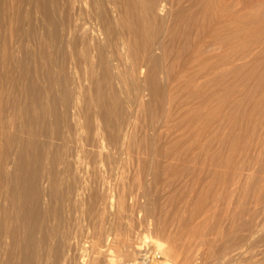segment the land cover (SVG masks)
Returning <instances> with one entry per match:
<instances>
[{
    "label": "rangeland",
    "instance_id": "rangeland-1",
    "mask_svg": "<svg viewBox=\"0 0 264 264\" xmlns=\"http://www.w3.org/2000/svg\"><path fill=\"white\" fill-rule=\"evenodd\" d=\"M8 1L11 25L5 36L20 48L5 91L10 89L6 91L9 96L24 102L23 86L36 74L44 88V104L50 107L49 85L43 75L48 67H42L38 58L25 61L32 44L29 29L46 21L45 1ZM215 1L168 0V15L161 14L168 16V22L147 26L149 37L161 35L166 61L157 68H145L142 76L138 73L141 38L129 46L131 51L118 68L112 46H106L104 58L97 51L87 53L81 43L69 46L65 73L79 106L80 122L70 120L74 126L71 151L77 152L78 163H53L47 153L41 154L36 165L29 154L31 170L58 179V186L51 190L39 178L38 201L44 215L39 218L38 246L29 264H105L102 253L91 248L104 239L107 229H114L126 242L111 249L116 258L141 261L143 256L134 247L146 240L148 245L154 242L161 250L171 251L170 256L150 252L146 264H264V0ZM70 5L59 13L74 15L76 9ZM202 8L203 13L196 15ZM215 15L224 22L217 43L195 52L204 32L195 27L198 16L206 27ZM177 16L184 21L175 26ZM61 60L60 56L55 59L56 72ZM0 63L2 72L5 68ZM55 78L54 87L63 98L60 76ZM141 85L144 94L139 92ZM64 108L60 103L63 113ZM66 122L63 128L68 132ZM16 148L8 156L11 166L0 175V207L6 211L12 209L9 191ZM35 200L31 196L27 208L34 207ZM46 230L49 237L44 239ZM1 239L5 243L0 248V264H8L10 239ZM128 247L129 257L120 256ZM25 253H17L15 264L23 262Z\"/></svg>",
    "mask_w": 264,
    "mask_h": 264
},
{
    "label": "bare ground",
    "instance_id": "bare-ground-1",
    "mask_svg": "<svg viewBox=\"0 0 264 264\" xmlns=\"http://www.w3.org/2000/svg\"><path fill=\"white\" fill-rule=\"evenodd\" d=\"M44 1H45L44 13H45V18H46L45 19L46 23L43 22L39 25H33L29 29L28 34H29L30 42L32 44H31V49H28L25 52V61H28V63H29L32 59L38 58V60L42 64V67H44V66L48 67V72L44 73L43 75H45V79L49 85L47 93H49V95L51 97L50 107L49 106L47 107L44 104V91H43L44 88H42L38 84V78L39 77L36 74H31V77L29 78L26 86L25 87L23 86V89L25 91V95L23 98L24 102H22L21 99L18 100V98L14 97L12 95L9 96L6 93V91H8V90L10 91V89L5 91V84L8 83V81L11 79L12 71L14 69L12 62L14 61V59L17 55L16 51H19L18 49L20 47L18 49H16L15 48L16 44H13V43L11 44V42H8L7 37L5 36L6 35L5 32L8 28L9 22H10V16H9L10 3L8 0H0V60L3 61V66L5 68V70L2 72L0 70V146L2 147L0 150V175L5 172L6 166H11V165H9L8 156L18 146L16 148L17 158H16V161L14 164V170L12 171L11 176H10V179L12 181V185H11V190L9 191V195H10L9 199H10L11 204H12V209L10 211H6V210L1 209V207H0V248L5 243V241L3 242V239H1V237L6 236L7 238H9L10 239V241H9L10 242L9 243V255H10V257L8 260V264H15L14 257L17 255V253L20 250H22L24 253L26 252L24 254L25 256L23 258V262L20 264H29L33 258L32 250L36 249L38 246V240L35 236V232H36V229L38 227L40 228L39 218H40L41 214L44 215V210L41 209V206L39 205V201H38L40 199V195H41L39 178H40V182L43 183V185L47 184V186L51 187V190L53 187L58 186L57 185L58 179L56 176H54V177H51V176L49 177V175L40 176L37 169L31 170V167H30L31 164L29 161V154L33 155L36 165L41 158V154L46 155L47 153L51 154L53 163H57V162L59 163L60 160L61 161L65 160L68 163V165H75L78 163V160H77L78 156L76 155L77 152H75V154H74L73 151H71V143L73 141V136H71V134H72V129H73L72 127H74V126H72L70 120L75 121L76 123L78 122V120H79V106H78L77 100H73V98L71 96L73 90H71L70 83H69V81L66 77V73H65L66 72L65 59L67 56V50H69L68 49L69 46L77 47L79 45V43H81L83 46V49L87 50V53L90 52V54H91V52L97 51L98 55H100L101 58H104L106 46H112L114 48L113 54L115 55V60L117 63L115 67L118 68L119 65H123V59L125 57L124 55L129 50V46L131 47L137 38H141L142 42H143L142 43L143 46H142V51L139 54L141 56V63L139 64V67H138V73L140 74L139 76H142L145 73V68H147V69L157 68L159 65H161L164 58H165L164 55L166 54V46H165V44H162L161 35H159V34L156 35L155 39L151 38L152 36L149 37L147 35L148 34L147 33V30H148L147 26L149 23H152V22L157 23L159 25H164L166 21L168 22L169 18H168V20L166 19L168 16L167 17L161 16V14H165L166 12L169 11L168 0H44ZM69 3L71 4L70 6H72V8L76 9V12H74V15H69V13L67 15L60 14L59 11H62L64 9V6L69 5ZM51 5L55 6V9L51 8L50 7ZM199 5L201 6V3L198 4V6H197L198 9L200 8ZM211 6H213V5H211ZM210 9H213V8H210ZM202 10H203V8L201 9V11L198 10L199 14H196V15H201L204 11V10L203 11ZM198 11H196V12H198ZM205 11H207V9ZM213 13H214V11H213ZM166 15H168V14L166 13ZM169 17H171V14ZM202 17H204V15H202ZM182 18H184V17H178L177 16V18H175V26L179 25L180 23H182V21H184ZM198 18L199 19L196 21V24H195V21L193 20L195 27H197V29H199V30L201 29L202 32L204 30V32L201 33L202 36L199 39H197L195 52H199V51L204 52L205 50H207L206 48L211 47L217 43L216 40H218V38H219V31L221 30V27H222L224 22L222 23L219 16L215 15V19L213 20V22L210 23L209 25L207 24L208 26L204 27V25H203L204 22H203V20H201L202 18L200 19V16H198ZM205 18H204V20H205ZM210 18H212V17H210ZM230 23H231V21H230ZM167 24L168 23H166V25ZM184 24H183V26H184ZM231 25H232V23H231ZM151 26H152V24H151ZM227 27H229V26H227ZM124 30L127 31L126 32L127 34L123 33ZM191 30H192V27H191ZM152 31H153V28H152ZM11 32L13 33V31H11ZM222 34L220 36H222ZM157 36H160V37H157ZM162 37H163V35H162ZM11 39H12V37H11ZM11 39H10V41H11ZM136 43H137V41H136ZM23 48H24V46H23ZM217 48H218V46H217ZM132 50H133V48H132ZM130 51L131 50H129V52ZM83 54H81V55H83ZM69 55H71V54H69ZM74 55H76V54H74ZM127 55H128V53H127ZM59 56L62 57V60H61L62 63L57 65L58 71L56 72L55 68H54V67H56L54 62H55L56 57H59ZM211 56H212V53H211ZM88 58H89V56H88ZM126 58H128V57H126ZM128 59H130V58H128ZM165 61H166V58H165ZM192 61L194 62L195 60L192 59ZM89 63H90V61H89ZM186 64H188V63H186ZM90 67H91V65H90ZM107 67H109V66H107ZM198 67H200V66H198ZM184 68L186 69V67H184ZM92 69H94V68H92ZM201 69H203V67ZM162 70H164V69H162ZM198 70H200V69H198ZM113 71H111V72H113ZM117 71H120V70H117ZM165 71H166V69H165ZM200 72H201V70H200ZM92 73H93V71H92ZM18 75H20V74H18ZM58 75L60 76V80H61L63 98L62 97L60 98V96L58 95V93L54 87L55 80L57 81L55 76L58 77ZM110 76H112V75H110ZM113 77L114 76H112L111 78H113ZM139 81H140V79H139ZM185 82H186V80H185ZM194 82H195V80H194ZM199 86H200V84H199ZM143 91H144V87L141 85V90H139V92H141L140 94H142ZM75 94H77L76 91H75ZM77 98H79V97L77 96ZM136 99H137V97H136ZM98 101H100V100H98ZM138 102H139V100H138ZM138 102H137V104H138ZM60 103H62L65 106L64 113L60 110ZM133 106H134V104H133ZM80 107H81V105H80ZM103 114H105L104 111H103ZM132 119H133V117H132ZM65 121H67L66 126L68 128V132H65V130L63 128L65 126ZM128 121H130V120H128ZM79 122H80V120H79ZM76 128H78V127H76ZM102 128H105V127L102 126ZM119 128H120V125H119ZM120 130H121V128H120ZM131 130H133V128ZM124 131H125V129H124ZM124 131H123V133H124ZM127 131H128V129H127ZM127 131H126V133H127ZM68 133H70V134H68ZM130 133H128V134H130ZM74 134L75 133L73 132V135ZM122 138L125 139L126 137L125 138L122 137ZM122 138H121V140H122ZM104 139L105 138L102 137V140H104ZM127 139H129V138H127ZM125 142H127V141L125 140ZM128 142H129V140H128ZM99 143H101V142H99ZM100 145H102V144H100ZM114 146H116V145H114ZM104 147L106 148L107 146H103V148ZM68 150H69V153H65ZM78 150L79 149H77V151ZM123 150H128V149H123ZM124 158H125V156H124ZM116 160L114 158V161H116ZM118 164H119V162H118ZM44 165H42V166L44 167ZM58 166H59V164L57 165V167ZM74 171H76V170H74ZM120 171H121V169H120ZM120 171H119V173H120ZM114 173H115V171H114ZM219 174H220V172H219ZM110 177H112V175ZM0 181H1V176H0ZM193 182H194V179H193ZM7 185H8V182H7ZM121 190H123V189H121ZM205 190H206V188H205ZM56 191H58V190H56ZM132 195H134V194L132 193ZM31 196L35 197V199H36L35 204H34V207L30 206L31 208H29V207L27 208V204H28V202H30ZM110 196H112V195H110ZM73 200H72V202H73ZM4 201L5 200L3 198V202ZM186 201H187V199H186ZM73 203H75V202H73ZM61 204H62V202H61ZM104 206H105V204H104ZM105 208H106V206H105ZM101 210H102V207H101ZM106 211L104 209V212H106ZM121 214H123V213H121ZM100 215H102V214H100ZM107 215H108V213H107ZM145 215H147V213ZM104 217H106V216H104ZM108 217H109V215H108ZM97 220H99V219H97ZM104 221L107 222V220H104ZM44 227L46 229L47 225H44ZM105 228H106V225H105ZM105 228H103V229H105ZM93 229H94V227H93ZM94 230H96V229H94ZM23 231H24V235L22 233ZM102 231L103 230H101V232ZM104 232H105V230H104ZM124 233H125V231H124ZM127 235H128V232H127ZM48 237H49V232H48V230H46V232L44 234V239H47ZM123 238L121 236H119L118 233H116V231H114V229H109V230L107 229L104 239L102 241H100L98 239L100 242L96 243V244L93 243L92 244L93 248H91V249H95V251L96 252L98 251L99 254L102 253L100 255H103L104 259L106 260L105 264H146L147 261H145V260L148 256V254H152L150 252H154L155 254L159 253L160 255L166 254V256L171 255V251L161 250L160 248L157 247V244L154 242H151L148 245L147 241L145 240L141 243L140 246L134 247L136 249V251L139 252L138 254H140V253L142 254L143 257H142L141 261L130 260V259H125V258H116L115 255L111 254V249L112 248L114 249V247L125 246L126 242ZM39 241L41 242V240H39ZM83 247L85 249V245ZM118 252H120V251L118 250ZM130 253H131V250L128 247L127 249L123 250L119 255L122 257L123 256L129 257ZM90 254H91V252H90ZM35 255H36V253H35ZM85 255H86V253L82 249L81 258L82 259H85L84 257L87 258V256H85ZM150 256H152V255H150ZM38 260H40V259H38ZM35 261H36V259H35ZM91 261L92 260L90 259V262ZM151 261H153V260L151 259ZM37 263H38V261H37ZM152 264H154V263L152 262Z\"/></svg>",
    "mask_w": 264,
    "mask_h": 264
}]
</instances>
